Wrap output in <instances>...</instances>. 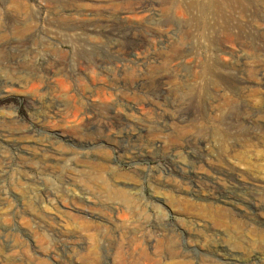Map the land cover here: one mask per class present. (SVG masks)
I'll return each mask as SVG.
<instances>
[{"label": "rangeland", "instance_id": "374dc122", "mask_svg": "<svg viewBox=\"0 0 264 264\" xmlns=\"http://www.w3.org/2000/svg\"><path fill=\"white\" fill-rule=\"evenodd\" d=\"M0 199V264H264V0H0Z\"/></svg>", "mask_w": 264, "mask_h": 264}, {"label": "bare ground", "instance_id": "6f19581e", "mask_svg": "<svg viewBox=\"0 0 264 264\" xmlns=\"http://www.w3.org/2000/svg\"><path fill=\"white\" fill-rule=\"evenodd\" d=\"M2 77V76H1ZM86 97V96H85ZM49 103V102H48ZM85 112V111H84ZM82 114H83V112H82ZM20 143V142H19ZM41 145V144H40ZM179 168V167H178ZM180 169V168H179ZM191 169V168H190ZM222 171V170H221ZM224 171V170H223ZM187 172H189V171H187ZM195 174V173H194ZM199 175V174H198ZM184 176H186V175H184ZM201 177H203L202 175H201ZM202 180V179H201ZM216 185V184H215ZM217 185H218V183H217ZM197 187V186H196ZM214 187V186H213ZM221 187V186H220ZM228 190V189H227ZM113 193L115 194V195H117V196H119V197H121V198H123L124 200H129V198L127 197V193L122 189V188H118V187H114V190H113ZM232 193V192H231ZM1 200V199H0ZM261 200V199H260ZM3 201V200H2ZM261 203H262V201H261ZM251 207V206H250ZM248 208V207H247ZM254 210V209H253ZM79 211V210H78ZM176 238V237H175ZM178 240H179V238H178ZM171 243H172V241H171ZM175 245H177V244H175ZM184 247V246H183ZM178 248H179V246H178ZM181 251V250H180ZM182 253V252H181ZM163 258V257H162ZM221 261V260H220ZM176 264H181L180 262H177Z\"/></svg>", "mask_w": 264, "mask_h": 264}]
</instances>
